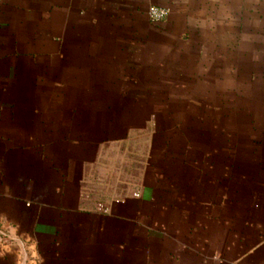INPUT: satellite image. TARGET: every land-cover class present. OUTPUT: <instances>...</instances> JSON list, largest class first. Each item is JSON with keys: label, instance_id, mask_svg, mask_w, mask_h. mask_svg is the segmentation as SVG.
<instances>
[{"label": "crops", "instance_id": "0c3cea01", "mask_svg": "<svg viewBox=\"0 0 264 264\" xmlns=\"http://www.w3.org/2000/svg\"><path fill=\"white\" fill-rule=\"evenodd\" d=\"M0 264H264V0H0Z\"/></svg>", "mask_w": 264, "mask_h": 264}, {"label": "built area", "instance_id": "2783aa9c", "mask_svg": "<svg viewBox=\"0 0 264 264\" xmlns=\"http://www.w3.org/2000/svg\"><path fill=\"white\" fill-rule=\"evenodd\" d=\"M168 13V10L159 6H151L147 10V17L149 20L157 22L162 20Z\"/></svg>", "mask_w": 264, "mask_h": 264}]
</instances>
